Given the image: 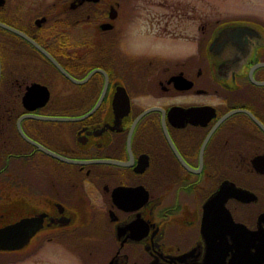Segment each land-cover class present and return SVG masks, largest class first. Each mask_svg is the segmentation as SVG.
<instances>
[{
  "label": "flooded vegetation",
  "instance_id": "af4514ba",
  "mask_svg": "<svg viewBox=\"0 0 264 264\" xmlns=\"http://www.w3.org/2000/svg\"><path fill=\"white\" fill-rule=\"evenodd\" d=\"M25 217L0 264H264V0H0Z\"/></svg>",
  "mask_w": 264,
  "mask_h": 264
},
{
  "label": "water",
  "instance_id": "95a60500",
  "mask_svg": "<svg viewBox=\"0 0 264 264\" xmlns=\"http://www.w3.org/2000/svg\"><path fill=\"white\" fill-rule=\"evenodd\" d=\"M36 220L37 218L25 217L13 224L0 227V249L23 244L35 230L32 223ZM22 229H24V232H22Z\"/></svg>",
  "mask_w": 264,
  "mask_h": 264
}]
</instances>
